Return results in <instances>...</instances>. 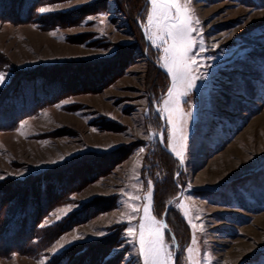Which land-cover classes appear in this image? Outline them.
Wrapping results in <instances>:
<instances>
[{
    "label": "rangeland",
    "instance_id": "1",
    "mask_svg": "<svg viewBox=\"0 0 264 264\" xmlns=\"http://www.w3.org/2000/svg\"><path fill=\"white\" fill-rule=\"evenodd\" d=\"M25 2L27 21L0 19V96L33 72L65 83L50 103L0 131V187L19 196L39 186L57 202L34 238L0 264H143L127 229L138 234L149 183L152 215L164 218L176 264H191L193 234L199 264H264V0H191L199 23L190 55L201 78L180 99L183 123L178 114L175 129L160 111L171 78L145 34L147 9L138 12L133 0ZM132 48L122 71L123 61L104 66ZM163 125L171 154L159 144ZM119 146L130 154L85 182L106 165L92 155ZM92 200L102 211L84 221L73 216ZM16 205L3 206L0 223ZM108 237L114 245L105 251Z\"/></svg>",
    "mask_w": 264,
    "mask_h": 264
},
{
    "label": "trees",
    "instance_id": "2",
    "mask_svg": "<svg viewBox=\"0 0 264 264\" xmlns=\"http://www.w3.org/2000/svg\"><path fill=\"white\" fill-rule=\"evenodd\" d=\"M25 1H30L32 3L35 1L34 5H37L39 0H0V19H15L17 21H27V19H29L31 16L30 7L32 5L29 6L28 4H26L20 7L21 4L26 3ZM133 5L134 8H138V12L140 13H143L145 9H147V11H149L150 9L148 0H133ZM85 11L87 10H78L76 12L77 14L82 15L84 13L87 14ZM9 15H13V18H11ZM68 15H63L61 16V18L69 19L70 16ZM71 16L77 18L73 14ZM136 26L141 31V26L139 27L137 24ZM134 51L133 48L131 50H122L120 53H116L118 54L117 58L113 57V60L109 59L108 62H105L106 65L104 64V66L108 67L110 66V64L113 65L115 61H123V65L119 69L120 71H122V68L131 60L132 56H134ZM137 55H140L142 57L143 53L138 51ZM117 70L118 69H116V71ZM18 82V85L15 84L14 86H12V88L7 90V92L3 93V98H1L0 96V131L14 128L16 123H18L21 119L35 114L36 111L39 110L42 106L50 103V100H54L56 96H59L61 87L65 83H63L62 80H54V77L52 79L51 76L50 79L49 77L43 78L40 74H37L35 72L29 75H22L19 78ZM48 84H50L51 86ZM23 86L25 88H23ZM36 87H38V89L36 90L37 93L34 92ZM129 154L130 148H123L121 146L115 148L111 152L95 153V155L93 154L92 156L94 158L91 159L92 161L98 163H106V165L103 167V169H101V171L92 173L88 176L89 178L84 181H91V179L96 180L99 177L108 174L114 166H116L121 160L125 159ZM68 187L71 186L68 185ZM33 191L34 195L31 194L30 186H25L24 192H22V194H20L19 196H17V193V195L15 196L12 195L10 187H0V214L2 213L4 209L3 206H5L6 203L11 201L17 202L16 207L14 206L15 211L12 212L8 219H6L4 224L0 223V256H6L12 252L20 251V249L30 241V239H33L34 236H31V234L34 228L40 222V218L43 217L48 212V210L51 209V205L57 202L54 201L53 203H51L50 198H52V196L50 195L42 196L39 190V186L34 188ZM14 198L15 200H12ZM47 201L50 203L49 206H46ZM30 202H33L34 205H28ZM98 204L99 202H97V200L89 201L85 203L81 210L76 212L73 216L75 218L80 217L83 221L89 219L96 213L102 211V206H96ZM109 240H113V237H108V239L104 241L107 244L105 251L110 249L114 245H112L113 242H110Z\"/></svg>",
    "mask_w": 264,
    "mask_h": 264
},
{
    "label": "snow or ice",
    "instance_id": "3",
    "mask_svg": "<svg viewBox=\"0 0 264 264\" xmlns=\"http://www.w3.org/2000/svg\"><path fill=\"white\" fill-rule=\"evenodd\" d=\"M149 3L151 7L147 13L145 34L151 40L152 45L162 53L158 57V62L161 63V66L171 78V85L168 88L166 98L162 100L163 107L160 111L167 114L169 123L175 129V117L178 114L181 116V124L183 123L179 107L180 99L186 96L196 86V81L201 78L200 75L195 74L199 72L197 60L190 55L197 43L193 37L195 32L193 25L198 24L199 20L194 19L193 11L189 6L191 0H149ZM49 10L48 8L39 9L41 13ZM4 79V74L0 73V82H3ZM174 135L175 132L172 133V136ZM170 146L182 162V151H177V148L171 144ZM148 187L149 192L144 197L147 203L143 207V216L140 218L138 234L134 232L133 227H129L127 235L137 238L139 254L142 257L143 264H176L173 253L164 240L163 229L166 225L152 215L150 183ZM139 199V196L130 197V200ZM129 207L132 214L139 211V208L131 204ZM68 210L70 211L71 208ZM64 214L66 215L67 212ZM185 215L187 216L188 213L185 212ZM59 218L58 216L57 219ZM189 223L191 224V221ZM192 227L195 229L196 226L193 224ZM100 235H103V233H100ZM195 243L196 238L193 234V246L187 249L191 264H199L193 256Z\"/></svg>",
    "mask_w": 264,
    "mask_h": 264
},
{
    "label": "water",
    "instance_id": "4",
    "mask_svg": "<svg viewBox=\"0 0 264 264\" xmlns=\"http://www.w3.org/2000/svg\"><path fill=\"white\" fill-rule=\"evenodd\" d=\"M142 31H143V33H144V30L142 29ZM144 37H145V34H144ZM145 41L147 42V38L145 37ZM162 69V68H161ZM163 71H164V69H162ZM157 103H158V101H156V102H154V104H153V108H154V110L156 111L157 110ZM164 126L165 125H163L162 126V129H161V131H160V134H159V144H160V147L162 148V149H164L166 152H168L169 154H171V152L170 151H168L167 149H166V147L164 146V144H163V142H162V134H163V131H164ZM162 223L164 224V225H166V223H165V221H164V218H162ZM177 247V245L175 244V248Z\"/></svg>",
    "mask_w": 264,
    "mask_h": 264
},
{
    "label": "bare ground",
    "instance_id": "5",
    "mask_svg": "<svg viewBox=\"0 0 264 264\" xmlns=\"http://www.w3.org/2000/svg\"><path fill=\"white\" fill-rule=\"evenodd\" d=\"M244 237H245V236H244ZM244 239H245V238H244ZM244 239H243V240H244ZM243 240H242V241H243Z\"/></svg>",
    "mask_w": 264,
    "mask_h": 264
}]
</instances>
